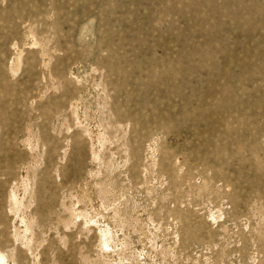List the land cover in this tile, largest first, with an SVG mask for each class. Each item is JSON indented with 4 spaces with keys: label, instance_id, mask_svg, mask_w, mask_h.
<instances>
[{
    "label": "rangeland",
    "instance_id": "374dc122",
    "mask_svg": "<svg viewBox=\"0 0 264 264\" xmlns=\"http://www.w3.org/2000/svg\"><path fill=\"white\" fill-rule=\"evenodd\" d=\"M0 264H264V0H0Z\"/></svg>",
    "mask_w": 264,
    "mask_h": 264
}]
</instances>
